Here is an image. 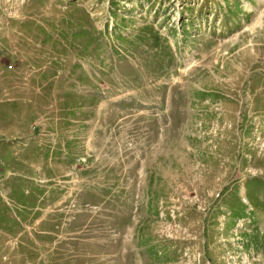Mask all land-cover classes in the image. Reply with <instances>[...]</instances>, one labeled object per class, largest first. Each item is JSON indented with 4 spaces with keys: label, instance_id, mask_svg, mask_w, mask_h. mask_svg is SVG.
<instances>
[{
    "label": "rangeland",
    "instance_id": "obj_1",
    "mask_svg": "<svg viewBox=\"0 0 264 264\" xmlns=\"http://www.w3.org/2000/svg\"><path fill=\"white\" fill-rule=\"evenodd\" d=\"M0 264H264V0H0Z\"/></svg>",
    "mask_w": 264,
    "mask_h": 264
},
{
    "label": "bare ground",
    "instance_id": "obj_2",
    "mask_svg": "<svg viewBox=\"0 0 264 264\" xmlns=\"http://www.w3.org/2000/svg\"><path fill=\"white\" fill-rule=\"evenodd\" d=\"M169 208H171V207H169ZM176 209H177V207H175V208H172V210H173L174 212L172 211L171 215H172V214H174V215H176V214H177V211H176ZM180 217H181V216H180Z\"/></svg>",
    "mask_w": 264,
    "mask_h": 264
}]
</instances>
